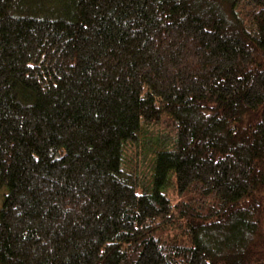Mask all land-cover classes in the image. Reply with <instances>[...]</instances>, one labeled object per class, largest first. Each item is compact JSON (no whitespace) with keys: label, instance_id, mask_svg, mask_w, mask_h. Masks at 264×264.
Instances as JSON below:
<instances>
[{"label":"trees","instance_id":"1","mask_svg":"<svg viewBox=\"0 0 264 264\" xmlns=\"http://www.w3.org/2000/svg\"><path fill=\"white\" fill-rule=\"evenodd\" d=\"M0 264H264V0H0Z\"/></svg>","mask_w":264,"mask_h":264},{"label":"rangeland","instance_id":"2","mask_svg":"<svg viewBox=\"0 0 264 264\" xmlns=\"http://www.w3.org/2000/svg\"><path fill=\"white\" fill-rule=\"evenodd\" d=\"M3 194H4V191H0V207H1V204H2V201H3Z\"/></svg>","mask_w":264,"mask_h":264}]
</instances>
